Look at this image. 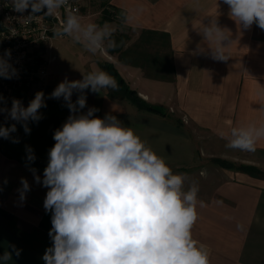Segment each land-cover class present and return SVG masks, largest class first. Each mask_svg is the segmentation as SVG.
I'll return each mask as SVG.
<instances>
[{
	"label": "crops",
	"instance_id": "0c3cea01",
	"mask_svg": "<svg viewBox=\"0 0 264 264\" xmlns=\"http://www.w3.org/2000/svg\"><path fill=\"white\" fill-rule=\"evenodd\" d=\"M118 18L126 9L143 6V12L129 25H123L135 37L119 53L88 52L70 37L56 38L49 53L48 78L42 87L23 91L16 99L25 107L38 91L45 94L47 107L41 108L42 119L28 122L26 134L20 123L0 113V126L16 123L18 138L0 137V255L15 252L7 264H45L42 259L52 245L48 233L52 227L51 212L43 206L47 188L35 182L43 179L49 149L54 146L53 134L70 115L63 99H48L55 87L65 79L81 80L82 74L101 64L112 63L126 84L148 104L165 109L166 116L141 111L128 100L112 98L109 89L100 93L85 90L86 107L97 108L96 116L115 115L124 126L131 127L170 167L186 168L196 160L194 131L207 133L210 138L227 145V133L251 121L264 122V30L255 23L243 29L231 16L223 0H109ZM82 22H94L82 15ZM216 20L230 31L231 46L226 50L227 61L215 60L199 28ZM98 24V23H97ZM142 36L152 43L165 39L172 69L161 71L138 62L136 54L144 45ZM229 42H225L228 46ZM57 52L58 55L55 54ZM91 56V57H90ZM148 65L152 76L143 65ZM172 71V72H171ZM79 93L74 92L75 102ZM12 102L0 103L11 108ZM221 132L225 136H221ZM26 146L35 154L27 160ZM264 155V140L256 151ZM21 178L29 185L24 200L19 189ZM197 207L199 219L192 230L193 237L207 246L210 264H264V186L252 180H229L212 188L199 184Z\"/></svg>",
	"mask_w": 264,
	"mask_h": 264
},
{
	"label": "clouds",
	"instance_id": "9594fccd",
	"mask_svg": "<svg viewBox=\"0 0 264 264\" xmlns=\"http://www.w3.org/2000/svg\"><path fill=\"white\" fill-rule=\"evenodd\" d=\"M68 2L11 0V8L18 13L30 8L31 13L23 18L27 22L42 17L37 13L51 16ZM223 2L243 29L255 23L264 30V0ZM142 12V5L124 10L121 23L131 24ZM115 31L108 23H84L81 16L69 12L55 36L70 37L95 55L119 47ZM199 31L213 59L230 58L226 52L232 44L228 29L212 20ZM9 58L8 51L0 57V77L5 79L15 75ZM82 76L81 80L65 79L49 94L48 99L62 98L70 115L53 134L55 144L49 149L43 179L32 169L35 182L48 189L43 206L51 212L48 235L52 245L42 257L45 264H210L207 246L192 233L199 219L197 207L204 206L198 200V184L189 182L186 173H174L163 157L115 115L100 118L95 115L99 109L94 107L82 112L85 90L100 93L101 89L119 88L115 78L100 69ZM74 92L79 93L75 102ZM258 95L264 97V88ZM45 107V94L38 91L27 107L13 99L11 108L0 107V113H7L8 119L20 123L30 134L28 122H39L43 118L40 109ZM16 131V123L0 126V137L18 143V138L11 137ZM227 137L226 147L255 152L257 143L264 140V122L232 127ZM26 152L27 160L34 162L30 146ZM21 186L18 191L24 200L30 185L21 178ZM13 252L19 255L12 246L11 252L0 255V264H7Z\"/></svg>",
	"mask_w": 264,
	"mask_h": 264
},
{
	"label": "rangeland",
	"instance_id": "374dc122",
	"mask_svg": "<svg viewBox=\"0 0 264 264\" xmlns=\"http://www.w3.org/2000/svg\"><path fill=\"white\" fill-rule=\"evenodd\" d=\"M110 13L109 18L101 23L103 9ZM81 14L90 15L96 19L99 25L110 24L116 31L114 35L120 36L124 44L135 37L124 29L121 19L117 17L114 9L109 5V0H82ZM144 45L136 51L138 62L146 63L153 68H160L161 71L168 70L169 50L165 39H160L153 44L148 36H142ZM108 50H106V53ZM56 55L57 52H55ZM108 54V53H107ZM91 57V56H90ZM169 72V70H168ZM196 140V160L193 165L186 168L171 167L174 173H186L189 182H196L202 188H212L229 180H254L264 186V155L254 152L230 149L225 144L213 140L205 132L194 131ZM242 166L254 167L260 171L255 173L241 169ZM187 186V185H186Z\"/></svg>",
	"mask_w": 264,
	"mask_h": 264
},
{
	"label": "built area",
	"instance_id": "2783aa9c",
	"mask_svg": "<svg viewBox=\"0 0 264 264\" xmlns=\"http://www.w3.org/2000/svg\"><path fill=\"white\" fill-rule=\"evenodd\" d=\"M81 10L82 0H69L68 6L55 14L37 13L42 17L26 22L23 18L31 13L30 8L18 13L11 8V0H0V57L10 52L9 63L15 71L11 79L0 77V103L12 102L23 91L44 86L51 62L49 53L57 38L55 31L69 12L80 15Z\"/></svg>",
	"mask_w": 264,
	"mask_h": 264
},
{
	"label": "trees",
	"instance_id": "16d2710c",
	"mask_svg": "<svg viewBox=\"0 0 264 264\" xmlns=\"http://www.w3.org/2000/svg\"><path fill=\"white\" fill-rule=\"evenodd\" d=\"M110 5V3H109ZM111 6V5H110ZM109 12L106 10V8L103 9V19L101 21V23H104L105 21L108 20L109 18ZM114 39L116 40L117 44L119 45V47H117L116 49L112 50V49H108V52L111 54H115V53H119L120 57H122L124 55L125 52L122 53L123 48H124V42L123 40H121L120 36L118 35H114ZM144 68H146L148 70V74L152 75V76H162L160 73L157 74H151L149 72V67L148 65H143ZM170 69H172V65L170 66ZM101 70L107 72L109 75H111L112 77L115 78L119 88L116 91H113L112 89H109V95L112 98H123L128 100L130 103H132L134 106H136L139 110H143V111H149V112H153L162 116H166V112L165 109H163L162 107H158V106H154L151 104L146 103L139 95L136 91L132 90L125 82V80L122 78V76L118 73V71L116 70L115 66L112 63L109 62H105L101 64ZM158 70H160V68H158ZM172 72V71H171ZM241 169L246 170L247 172L252 171L255 173H260V171L254 167H249V166H242L240 167ZM251 173V172H249Z\"/></svg>",
	"mask_w": 264,
	"mask_h": 264
}]
</instances>
